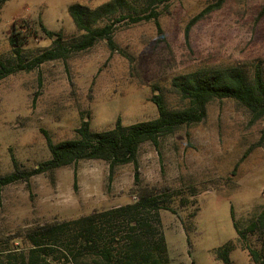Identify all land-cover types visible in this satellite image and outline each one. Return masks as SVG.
Segmentation results:
<instances>
[{"label": "rangeland", "instance_id": "1", "mask_svg": "<svg viewBox=\"0 0 264 264\" xmlns=\"http://www.w3.org/2000/svg\"><path fill=\"white\" fill-rule=\"evenodd\" d=\"M106 1L8 0L0 6V63L18 62L8 41L13 22L27 25L22 54L28 63L51 45L38 30L39 18L71 40L80 32L68 6L93 8ZM215 1L162 0L161 32L152 20L120 24L115 40L127 54L111 53L100 40L66 59L0 79V173L13 169V158L30 168L49 157L42 130L57 142L75 137L82 118L94 130L112 128L118 117L123 124L153 119L158 112L151 97L157 93L169 108L183 106L172 83L179 75L231 67L251 74L257 65L264 71V0H225L186 32L190 19ZM263 132L264 117L254 119L236 100L222 98L208 104L201 122L181 126L157 145H140V184L171 201L172 208L161 209L160 216L172 264H223L216 249L227 241L234 245L233 264H253L233 222L242 230L264 206ZM133 173L132 163L111 173L108 162L85 159L4 186L0 247L4 241L20 244L16 235L29 226L134 200ZM246 241L260 246L253 236Z\"/></svg>", "mask_w": 264, "mask_h": 264}, {"label": "trees", "instance_id": "2", "mask_svg": "<svg viewBox=\"0 0 264 264\" xmlns=\"http://www.w3.org/2000/svg\"><path fill=\"white\" fill-rule=\"evenodd\" d=\"M7 1L0 0V6ZM161 1L108 0L93 8L71 3L67 10L80 34L67 40L63 31L49 29L39 18L38 30L51 39V45L28 63L24 62L22 54L27 41V25L13 22L8 41L18 62L15 65L0 63V79L19 69L31 70L46 61L66 59L71 53L87 50L100 40H105L111 53L120 50L127 54L116 43L117 28L120 24L152 20L161 32V13L157 6ZM224 1L216 0L191 18L186 32L205 13L220 7ZM263 13L264 7L260 15ZM172 83L184 100L181 107L169 108L161 93L153 94L151 100L158 112L153 119L123 124L118 117L112 128L94 130L90 120L82 118L73 138L55 142L46 130H42L49 157L37 165L21 167L12 159L13 169L0 173V189L19 181L28 183L33 176L51 174L81 160L100 159L108 162L111 173L118 165L133 164L136 198L76 218L29 226L16 235L21 239L20 244L4 241L5 245L0 247V264H172L160 216L161 209L172 208L171 201L168 194L140 184L139 147L145 141L157 145L160 137L174 133L181 126L201 122L207 115L208 104L214 99L232 98L247 108L254 119L264 117V71L259 65L251 74L239 67L199 70L179 75ZM263 138L264 135L260 140ZM76 180L74 171L75 184ZM233 227L252 263L264 264V206L242 230L236 222ZM248 236L255 237L260 246L251 247L246 241ZM233 247L232 241L219 246L216 259L223 264H233L230 258Z\"/></svg>", "mask_w": 264, "mask_h": 264}]
</instances>
